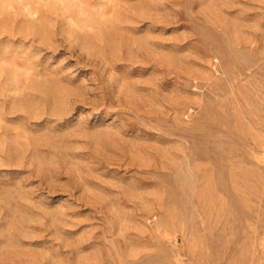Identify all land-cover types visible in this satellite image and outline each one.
Returning a JSON list of instances; mask_svg holds the SVG:
<instances>
[{"label":"rangeland","instance_id":"1","mask_svg":"<svg viewBox=\"0 0 264 264\" xmlns=\"http://www.w3.org/2000/svg\"><path fill=\"white\" fill-rule=\"evenodd\" d=\"M0 264H264V0H0Z\"/></svg>","mask_w":264,"mask_h":264},{"label":"bare ground","instance_id":"2","mask_svg":"<svg viewBox=\"0 0 264 264\" xmlns=\"http://www.w3.org/2000/svg\"><path fill=\"white\" fill-rule=\"evenodd\" d=\"M116 19V18H115ZM118 21V20H117ZM149 57V56H148ZM172 62V61H171ZM195 73V72H194Z\"/></svg>","mask_w":264,"mask_h":264}]
</instances>
